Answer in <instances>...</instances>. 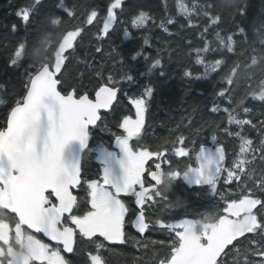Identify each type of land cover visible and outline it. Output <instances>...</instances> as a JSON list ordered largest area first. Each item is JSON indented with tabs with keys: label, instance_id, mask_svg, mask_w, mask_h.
Masks as SVG:
<instances>
[{
	"label": "snow or ice",
	"instance_id": "obj_1",
	"mask_svg": "<svg viewBox=\"0 0 264 264\" xmlns=\"http://www.w3.org/2000/svg\"><path fill=\"white\" fill-rule=\"evenodd\" d=\"M11 15L0 264H264V0H16ZM173 64L186 96L203 91L150 135Z\"/></svg>",
	"mask_w": 264,
	"mask_h": 264
},
{
	"label": "trees",
	"instance_id": "obj_2",
	"mask_svg": "<svg viewBox=\"0 0 264 264\" xmlns=\"http://www.w3.org/2000/svg\"><path fill=\"white\" fill-rule=\"evenodd\" d=\"M249 3L253 5L254 9H259L261 0H249ZM16 4V0H0V31L10 25L12 22L15 21V17L11 15L14 11V6ZM7 35V33H5ZM22 35V33H21ZM119 37L113 36V41L116 44L121 45L122 47L130 46L127 41L123 40L122 31L119 32ZM138 35V34H137ZM107 46V45H106ZM6 57V53L3 52V49H0V67L3 66L4 59ZM173 69V79L174 83L172 87L175 90V97L170 103H163V104H153L150 113L149 124L153 127L149 130L150 135L152 132H155L157 136L163 137L168 134V129L170 127H174L175 122L180 119L182 115L185 114V109L190 110V106L197 103L200 100L198 95L199 91H203V88L200 87L198 84H192L191 88L195 91L193 95H185L183 89V85L180 80L179 72L181 69L176 65H171ZM22 71V70H21ZM18 77H14L16 79ZM19 85H17L18 87ZM210 91V88H209ZM210 106V105H209ZM257 106L258 102H257ZM115 131V129H113ZM103 142L105 145L111 144L110 136L107 132H100L98 129L94 130L93 136V146ZM146 143L152 141H145ZM210 143V141H209ZM231 148V145H230ZM90 168L94 174L95 169L98 165L93 161L90 163ZM175 187L177 191L181 188L186 187L183 181L180 178H177L175 183ZM190 205L192 207H207V203L200 197L196 196H189ZM180 211V210H176ZM128 231L135 235V230L129 227ZM118 251H123L125 254L134 255L136 254V250L132 246H125L123 248H118ZM112 264H124L123 259L120 257H111Z\"/></svg>",
	"mask_w": 264,
	"mask_h": 264
},
{
	"label": "water",
	"instance_id": "obj_3",
	"mask_svg": "<svg viewBox=\"0 0 264 264\" xmlns=\"http://www.w3.org/2000/svg\"><path fill=\"white\" fill-rule=\"evenodd\" d=\"M74 145H70L68 149H66V156L70 157L73 150H74Z\"/></svg>",
	"mask_w": 264,
	"mask_h": 264
}]
</instances>
